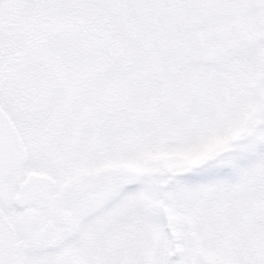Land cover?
I'll list each match as a JSON object with an SVG mask.
<instances>
[{
	"label": "snow or ice",
	"instance_id": "obj_1",
	"mask_svg": "<svg viewBox=\"0 0 264 264\" xmlns=\"http://www.w3.org/2000/svg\"><path fill=\"white\" fill-rule=\"evenodd\" d=\"M0 264H264V0H0Z\"/></svg>",
	"mask_w": 264,
	"mask_h": 264
}]
</instances>
